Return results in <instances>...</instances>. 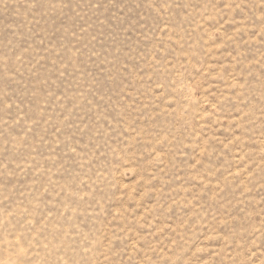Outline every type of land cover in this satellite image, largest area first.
<instances>
[{
    "label": "rangeland",
    "instance_id": "rangeland-1",
    "mask_svg": "<svg viewBox=\"0 0 264 264\" xmlns=\"http://www.w3.org/2000/svg\"><path fill=\"white\" fill-rule=\"evenodd\" d=\"M0 264H264V0H0Z\"/></svg>",
    "mask_w": 264,
    "mask_h": 264
}]
</instances>
